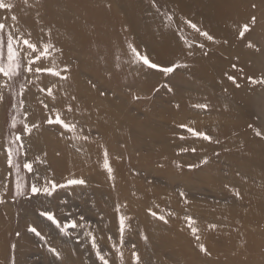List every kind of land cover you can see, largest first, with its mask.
Segmentation results:
<instances>
[{"label":"rangeland","instance_id":"1","mask_svg":"<svg viewBox=\"0 0 264 264\" xmlns=\"http://www.w3.org/2000/svg\"><path fill=\"white\" fill-rule=\"evenodd\" d=\"M212 1L211 11L223 16L218 24L223 37L192 22L214 41L199 36L178 16L167 25L163 13L175 14L168 0H158L160 12L151 0H4L14 5L0 10V21L9 29L19 27L25 35L30 31L34 40L43 36L42 28L51 33L58 50L52 56L61 68H69L68 79L56 83L57 106L67 121L77 124V133L89 139H73L75 134L43 124L44 94L30 86L25 108L28 118L41 126L25 138L27 156L19 158L22 183L27 188L37 177L41 183L45 178L58 183L83 178L87 183L59 189L52 197H14L16 174L8 172L0 154V178L7 176L0 182V264H54L45 242L27 231L29 224L69 264H93L84 230L59 234L39 217L44 209L61 222L79 221L83 215L89 222L85 228L109 253L111 264H132V251L140 264H264V138L255 134H264V84L247 79H264V0ZM191 3L199 6V0ZM253 16L256 22L246 38H238L240 26ZM130 42L153 62L187 67L165 77L133 64L126 47ZM249 42L254 47H247ZM41 80V87L48 83ZM69 103L71 113L66 110ZM198 103L209 107L194 108ZM15 114L7 104L0 105V148L9 134L7 121ZM180 124L206 132L213 142L191 137ZM105 148L111 178L103 167ZM36 157L41 162L34 164V173L23 170V161ZM204 158L208 163L200 164ZM149 209L165 215L168 223L149 215ZM118 215L127 218L122 245ZM185 216L193 218L206 253L199 251ZM209 224L217 227L209 229ZM113 245L120 248L122 259Z\"/></svg>","mask_w":264,"mask_h":264},{"label":"snow or ice","instance_id":"2","mask_svg":"<svg viewBox=\"0 0 264 264\" xmlns=\"http://www.w3.org/2000/svg\"><path fill=\"white\" fill-rule=\"evenodd\" d=\"M152 6L157 8V12H160L158 5V0H151ZM13 3H5L4 0H0V10H11L13 9ZM255 7V5H253ZM163 17L167 22V25H171L174 20V14L170 12H164ZM11 21L18 22L16 15L10 16ZM256 18L253 16L251 21L240 26L238 31V38L245 39L246 34L250 30V26L255 24ZM183 23L194 32L198 33L199 36L204 37L207 41H214L215 37L210 35L209 32L202 30L197 24L193 23L189 19H184ZM43 36L38 39H33L31 32L28 31L27 35L21 31L19 27H12L9 29L6 22L0 21V105L7 104L9 109L13 110L16 114L11 115L10 119L7 121V127L9 130L8 137L6 142L0 148V154L5 156V164L9 173H15L16 178L12 184L11 191L13 192L14 197L19 196H31L39 197L43 195L45 197H52L59 189L75 188L76 186H83L87 182L83 178H68L63 183H58L55 180L45 178L44 182L41 183L39 178H36V181L31 183L29 187H25L22 183V177H20L19 172L21 170V163L19 158L21 156H27V150L25 147V138L31 136L34 130L39 128L41 125L31 121L28 118L27 110L25 108V98L28 93L31 91V87L38 88L40 93L44 94V99L40 101L43 105V110L46 113V118L42 121L43 124L56 125L59 126L65 134L73 133V139H82L88 140L87 135H82L77 133V124L74 122H69L62 116V109L57 106V94H56V83L59 81H64L68 79V76L65 75L69 72L67 64L61 68L56 63V59L52 54L58 51L55 45L52 43L50 37V32H44L43 28L41 29ZM47 36L49 39L45 40L44 37ZM227 42V41H225ZM199 48H203V44L196 45ZM247 47H254V45L249 42ZM128 54L130 57V62L133 64H140L142 67H146L150 70H155L165 77L170 76L176 70L181 67H187V65H182L179 63H172L170 65L164 66L159 63L153 62L147 54H142L139 51V46L134 42L126 44ZM188 47H192L191 44ZM191 55V53H189ZM50 61V63H48ZM235 68V65H232ZM43 77L44 80H48L47 84H44L41 87V80ZM54 78V79H49ZM227 79L231 81L236 87H240L237 83L235 76L228 74ZM250 83L253 84H264V79H255L253 77L247 78ZM40 83H37V82ZM18 85V88H17ZM31 86V87H30ZM168 88V91L173 89L168 85H163ZM95 87V85H93ZM69 99L72 101L76 100L75 96H71ZM133 99L139 100V96H133ZM56 102V103H54ZM194 108L200 110H207L209 105L207 103H198L193 105ZM21 110H24L21 112ZM67 112H73V105L71 103L66 105ZM18 115H23L24 119H18ZM181 129H184L191 137L207 141L209 143L213 142L212 136L207 134L204 131H197L195 128L190 127L188 124L178 125ZM251 127V125H249ZM258 137L264 138V134L261 131H256L255 133ZM180 139H184L183 136ZM219 143V141H215ZM103 148V146H101ZM79 151V149H77ZM180 151L187 152L188 148H181ZM192 152L196 151V148H191ZM217 155H219L217 153ZM40 158L36 157L35 160L25 159L22 163L23 170L27 173H34V164L40 163ZM207 158H204L200 161V164H207ZM199 165H188V167L195 168ZM103 167L107 170L109 178H111L112 168L109 165V154L105 148L103 151ZM7 176L0 178V182L6 181ZM10 185L8 183H3V188L5 190L9 189ZM227 187V185H225ZM184 193L181 192L180 196L184 197ZM237 197L240 196V193L235 192ZM0 203H3L0 200ZM185 203L187 200L185 199ZM119 206L116 208V212L119 214ZM149 215L152 217L168 223L165 215H160L158 212L149 209ZM39 217L54 225L61 235H68L69 230H84V236L88 238V242L91 246V252L94 253L95 259L93 264H111L110 256L108 252H104L97 244L95 236L91 231H88L85 228V224L89 223L86 218L81 215L79 221L76 219H65L61 222L60 219L54 214V212L44 209L38 212ZM171 215V213H169ZM184 219L187 221L188 227L191 230L192 235L195 237L199 251L206 253L207 249L203 243L200 242V236L198 235V229L194 226L193 218L190 216H185ZM126 220L127 218L124 215H118L119 223V234L121 245L124 243V234L126 231ZM217 226L215 224H209V229H215ZM27 231L33 233L38 237L42 242H45V246L48 249V252L52 254L55 258L54 264H69L68 260L65 259L64 254L59 251L56 247L50 245L47 237L42 235L41 231L37 230V227L28 225ZM19 236L20 233H17ZM142 239H147V237L141 234ZM112 237H109L111 240ZM134 247V246H133ZM115 254L119 258H123V254L120 251V248L116 245L112 246ZM75 254V253H74ZM132 264H140V257L135 251L131 252Z\"/></svg>","mask_w":264,"mask_h":264},{"label":"bare ground","instance_id":"3","mask_svg":"<svg viewBox=\"0 0 264 264\" xmlns=\"http://www.w3.org/2000/svg\"><path fill=\"white\" fill-rule=\"evenodd\" d=\"M168 1L175 10L174 17L178 16L181 19V21H184V19H189L191 21L195 20L198 23L203 24L207 28V30L210 31V33H212L216 37L218 38L223 37V35L221 34V29L218 27V24L221 21L220 19L223 16H221L220 14H215V12L211 11L210 7L215 5L214 4L210 6L213 2L212 0H199L198 3L199 6L196 7L192 6L191 0H168ZM193 11L197 13L196 14L197 17H192L191 13Z\"/></svg>","mask_w":264,"mask_h":264}]
</instances>
